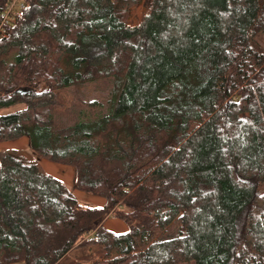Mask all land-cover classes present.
<instances>
[{"label":"trees","instance_id":"16d2710c","mask_svg":"<svg viewBox=\"0 0 264 264\" xmlns=\"http://www.w3.org/2000/svg\"><path fill=\"white\" fill-rule=\"evenodd\" d=\"M26 1L0 39V143L28 137L106 202L0 151V264H264V0H146L134 26L139 0ZM100 80L108 110L66 120L61 91ZM199 146L225 157L155 176Z\"/></svg>","mask_w":264,"mask_h":264},{"label":"rangeland","instance_id":"374dc122","mask_svg":"<svg viewBox=\"0 0 264 264\" xmlns=\"http://www.w3.org/2000/svg\"><path fill=\"white\" fill-rule=\"evenodd\" d=\"M146 10H147L146 0H139V2H137L129 9L128 20H127L128 25L134 26L139 24L142 18L144 17ZM258 39L264 47V34L259 36ZM110 90H111V86L108 84V82H104L102 80L92 83H86V84H78L63 89L61 91V99H62V110L66 114L64 118L66 120H68L69 118L70 119L74 118V116L76 117L77 115L81 114V111H85L88 114H92V113L95 114L97 112L98 113L106 112L108 110V106H109L108 104L111 98ZM92 102H96V103L92 104ZM37 156L38 155L36 154V157ZM221 156L225 157L222 152H219V150L216 152L215 146H206V147L199 146L192 148L191 152H187L185 148L178 149L174 152L173 156L171 157V161L166 163L163 167H160V169H158L157 172L155 173V176H162L165 174V172L166 173H171L173 171L182 172L186 170V168L191 169L202 166H209L214 164L219 157L221 158ZM38 163L40 164L42 169H44L39 161ZM57 164H61V163H57ZM175 164H180L181 169L176 170ZM61 165H66V164H61ZM70 167H72L75 170L73 166ZM75 175H76V170H75ZM74 190L78 191L75 187ZM16 264H23V263L20 262Z\"/></svg>","mask_w":264,"mask_h":264},{"label":"crops","instance_id":"0c3cea01","mask_svg":"<svg viewBox=\"0 0 264 264\" xmlns=\"http://www.w3.org/2000/svg\"><path fill=\"white\" fill-rule=\"evenodd\" d=\"M11 149L19 150L22 155L29 158L30 160H38L43 166V168L46 170V172L63 180L82 203L95 206H103L105 204L106 200L104 198L82 192L75 187V170L72 167L57 164L44 158H40L38 156L36 157V154L30 148L28 137H22L17 140L0 143V151ZM74 187L79 192L74 190ZM105 226L107 229L113 231L116 234L125 233L128 229L126 223L118 218H110L106 220Z\"/></svg>","mask_w":264,"mask_h":264},{"label":"built area","instance_id":"2783aa9c","mask_svg":"<svg viewBox=\"0 0 264 264\" xmlns=\"http://www.w3.org/2000/svg\"><path fill=\"white\" fill-rule=\"evenodd\" d=\"M27 7L26 0H8L0 12V39L10 35L9 27L15 25L22 17Z\"/></svg>","mask_w":264,"mask_h":264}]
</instances>
